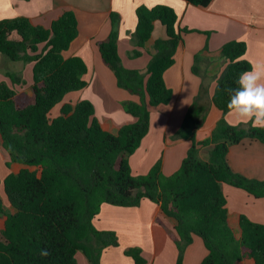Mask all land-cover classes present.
Wrapping results in <instances>:
<instances>
[{
	"label": "trees",
	"instance_id": "obj_1",
	"mask_svg": "<svg viewBox=\"0 0 264 264\" xmlns=\"http://www.w3.org/2000/svg\"><path fill=\"white\" fill-rule=\"evenodd\" d=\"M184 1L207 8L213 0ZM136 15L132 59L142 56L157 22L166 28L167 39L155 42L145 70L127 69L118 49L120 16L111 14L112 32L99 43L100 53L118 87L140 98V103L124 104L136 122L117 134L99 122L90 101L64 103L67 95L88 86L83 59L63 56L79 35L73 10L64 11L50 28L25 17L0 21L2 61L32 67L28 102L9 83H0V145L10 158L7 167L14 171L4 180L0 175V264H78V253L91 264H101L103 252L119 245L115 233L95 227L103 205L133 208L145 200L159 205L175 221L171 237L179 251L177 264H183L195 237L202 239L208 251L201 264H264V224L244 215L231 216L223 190L229 185L256 199L264 198V181L235 173L227 159L230 148L244 140L264 144V129L233 126L226 119L228 89H235L239 74L252 65L244 58L246 42L234 40L223 46L221 55L227 66L209 101L207 77L200 69L207 49L195 56L193 73L202 85L174 137L192 143L180 169L166 177L160 160L147 175L134 176L129 158L150 131V108L172 101L164 75L184 43L182 34L190 32L178 30V16L168 6H141ZM4 75L14 86L27 84L22 73ZM58 105L60 115L53 118ZM211 106L222 112V118L211 136L199 142L197 132ZM202 149L208 151L207 161L200 158ZM42 249L50 254L42 257ZM126 255L145 264L140 249H130Z\"/></svg>",
	"mask_w": 264,
	"mask_h": 264
},
{
	"label": "crops",
	"instance_id": "obj_2",
	"mask_svg": "<svg viewBox=\"0 0 264 264\" xmlns=\"http://www.w3.org/2000/svg\"><path fill=\"white\" fill-rule=\"evenodd\" d=\"M159 5L174 9L178 16V30L187 29L190 32L182 34L184 43L175 55L174 64L164 75L167 87L173 92L172 101L168 105L150 108V131L140 148L129 158L134 176L147 175L160 160L163 175L172 176L186 158L192 143L175 140L174 137L202 85V79L193 73L197 54L207 49L200 69L207 77L208 101L214 96L217 79L227 66L221 55L225 44L234 40L244 41L248 47L244 58L251 64L264 62V0H213L207 8L188 4L184 0H0V21L25 17L36 25L50 28L64 11L75 12L79 35L63 56L65 59H83L88 68L84 77L88 86L67 95L64 103L76 105L83 100L90 101L95 106L96 118L112 134L136 122L125 111L124 104L140 103V98L118 87L115 74L102 58L99 43L109 38L112 32L111 14L117 13L120 16L118 49L122 63L130 70H145L155 42L167 39V31L157 22L142 56L132 59L131 54L136 49L132 39L138 24L136 11L141 6L153 8ZM14 64L2 61L0 57V83H9L4 74L12 71L10 67ZM91 86H94L93 91L88 93ZM60 110L61 105H58L52 117H58ZM221 118L222 112L211 106L197 132V140L202 142L209 138ZM226 119L233 126L251 125H236L230 114ZM200 158L208 160L207 149L200 151ZM227 159L235 173L264 181L263 143L244 140L230 148ZM223 190L231 216L244 215L254 223L264 224V198L256 199L244 190L229 185H224ZM94 224L101 232L115 233L119 242L117 247H109L103 252L101 264H137L126 255L130 249H140L145 264L178 263L179 251L171 237L175 221L167 218L160 206L149 200L133 208L105 204ZM233 227L238 226L234 224ZM207 255L202 239L195 237L186 251L183 264H201ZM76 258L78 264H91L82 253H78Z\"/></svg>",
	"mask_w": 264,
	"mask_h": 264
},
{
	"label": "clouds",
	"instance_id": "obj_3",
	"mask_svg": "<svg viewBox=\"0 0 264 264\" xmlns=\"http://www.w3.org/2000/svg\"><path fill=\"white\" fill-rule=\"evenodd\" d=\"M236 88H229L227 109L235 124H251L252 128L264 129V62L253 63L250 70L239 74ZM47 249L40 255L48 256Z\"/></svg>",
	"mask_w": 264,
	"mask_h": 264
},
{
	"label": "rangeland",
	"instance_id": "obj_4",
	"mask_svg": "<svg viewBox=\"0 0 264 264\" xmlns=\"http://www.w3.org/2000/svg\"><path fill=\"white\" fill-rule=\"evenodd\" d=\"M10 69L13 72H17V73H22L23 74V77H24V79L27 82V84L25 86H14L10 81H9V84L18 92L20 99H22L23 101L28 102V100H29L28 99V95L30 94V91H31L30 87H31V84H32V71H31V69H29L27 66H24L23 64H20V63L19 64L15 63L13 65V67L12 66L10 67ZM93 87L94 86H91V88L88 91V93L89 92L92 93ZM9 161H10V158H9L8 153L0 145V175H1L2 180H4L5 177L8 174L13 172V169H9L7 167V163ZM1 193H2L3 198L5 199V203H6L7 207H9V203H8L7 197L5 195L3 186L1 187Z\"/></svg>",
	"mask_w": 264,
	"mask_h": 264
}]
</instances>
